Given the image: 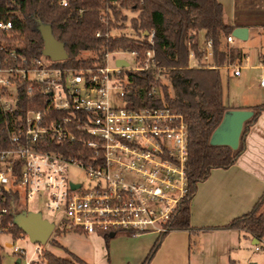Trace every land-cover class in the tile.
I'll use <instances>...</instances> for the list:
<instances>
[{
    "label": "built area",
    "instance_id": "built-area-1",
    "mask_svg": "<svg viewBox=\"0 0 264 264\" xmlns=\"http://www.w3.org/2000/svg\"><path fill=\"white\" fill-rule=\"evenodd\" d=\"M17 0H8L14 12ZM71 0H56L63 8ZM99 12L105 25L112 20V7L124 0H104ZM82 10L78 11L80 15ZM97 31L96 36H101ZM114 37L112 31L104 34ZM153 31L150 32V39ZM232 34L226 37L233 43ZM211 56V42L200 49ZM94 60L80 68L56 67L45 55L28 54L17 37L11 17L0 19V109L5 119L0 136V235H7L6 248L21 263L47 264L44 249L26 250L13 238L9 214H17L20 199L39 196L47 211L58 214L51 233L131 236L167 232V222L186 193L187 134L183 116L169 108L126 107L127 79L123 71L147 70L153 52L147 51L142 64L134 52L85 50ZM84 52V51H82ZM116 52L130 54L135 67L109 66ZM239 76L240 66L233 67ZM264 69V63L262 64ZM264 88V76L259 79ZM156 92V89H152ZM23 94L30 107L16 111ZM116 100L117 104H112ZM70 169L85 172L88 183L68 178ZM50 237V236H49ZM264 248L258 240L255 251Z\"/></svg>",
    "mask_w": 264,
    "mask_h": 264
},
{
    "label": "trees",
    "instance_id": "trees-1",
    "mask_svg": "<svg viewBox=\"0 0 264 264\" xmlns=\"http://www.w3.org/2000/svg\"><path fill=\"white\" fill-rule=\"evenodd\" d=\"M14 12H8V0H0V19L11 17L17 37L23 40L28 54L42 55L43 41L39 24L50 25L52 34L64 44L67 59L53 63L56 67L80 68L90 66L94 60L78 59L85 50H123L134 52L136 62L142 64L147 51H152L153 65L160 70L123 71L127 79L126 107L168 106L180 113L186 124L187 163L186 193L167 222V232L160 234L142 264H149L164 236L173 230H189L190 202L197 184L204 181L212 169H227L245 149V137L250 126L264 112V102L250 107L254 114L244 123L238 149L227 146H212L209 138L220 123L224 112L230 109L224 103L222 69L238 65L244 58L241 49L226 43V37L236 27L224 20L223 7L218 0H124L120 7H112V20L105 25L99 12L106 7L104 0H71L67 8L59 6L56 0H17ZM82 10L79 15L78 11ZM124 10L136 12L129 19L128 28L133 35L122 33L128 20ZM120 30L118 35L106 38L105 33ZM100 31L101 36H96ZM153 36L150 39V32ZM211 42V59L203 61L199 46V33ZM197 61L190 66V55ZM152 89H156L153 92ZM30 105L23 94L16 111L26 110ZM5 119L0 109V128ZM6 139L0 136V148L6 147ZM264 193L246 214L233 219L226 228L245 231L257 240L264 238ZM12 225L8 232L13 238L23 231L14 222V214L7 216ZM117 235V234H115ZM113 235V236H115ZM130 235V234H129ZM105 240L111 236L103 235ZM131 236V235H130ZM0 244V264H2ZM71 259L57 257L44 252L47 264H86L69 253Z\"/></svg>",
    "mask_w": 264,
    "mask_h": 264
},
{
    "label": "crops",
    "instance_id": "crops-1",
    "mask_svg": "<svg viewBox=\"0 0 264 264\" xmlns=\"http://www.w3.org/2000/svg\"><path fill=\"white\" fill-rule=\"evenodd\" d=\"M218 1L223 7L227 24L248 30L245 41L234 39L231 44L225 43L241 49L244 58L240 64L229 65L222 70L225 69L234 76L233 67L240 66L242 69L243 63L250 60L249 53L244 49L245 43L255 39L259 42L257 56L251 67L260 69L261 74L255 85L248 86L250 91L247 96H242L237 104L228 106L230 109H248L264 102V88L259 86V79L264 76V0ZM201 36L205 44L204 32L199 33V38ZM204 44L199 43L200 49ZM193 58L191 54V67L197 65L196 60L191 64ZM210 59L211 56L203 57L207 64ZM240 76L241 72L234 77ZM252 87L257 89L258 95L252 96ZM263 193L264 112L250 126L245 137V149L235 163L227 169H212L209 176L197 184L189 207L192 230L168 232L149 264H243L251 261L249 252H259L254 250L258 240L245 231L226 228V225L236 217L248 213ZM77 237V243L72 239L73 241L63 246L67 257L51 253L66 259L71 258V253L86 264H142L158 235L119 234L108 240L103 235ZM17 261L19 260L16 263Z\"/></svg>",
    "mask_w": 264,
    "mask_h": 264
},
{
    "label": "rangeland",
    "instance_id": "rangeland-1",
    "mask_svg": "<svg viewBox=\"0 0 264 264\" xmlns=\"http://www.w3.org/2000/svg\"><path fill=\"white\" fill-rule=\"evenodd\" d=\"M123 13L126 14L128 20L125 22V25L127 27L125 28V30L122 31V33L126 35H133L132 31L128 28L129 26L128 21L130 18L135 17L137 13L129 10H124ZM112 33L113 35H118L120 33V30H114L112 31ZM199 43L201 45L204 44V40L202 36L199 38ZM258 48H259V42L256 39L249 40L248 42L245 43L244 49L249 53L250 60H247L246 62L243 63L244 67L241 69V76L239 78L232 76V73H230L225 69L222 70L221 75H222L223 97H224V103L227 106H231V105L233 106L237 104L238 101L242 98V96L244 95L247 96L248 94L247 92L250 91L248 86L256 84V80L261 74V70L258 68H252L251 65H253V63L255 62ZM262 48H263L262 50L263 52L264 47ZM91 55L92 54H90L89 52L84 51L81 52L78 55V57L88 58L91 57ZM118 58H123L127 60L131 68L135 67L136 65L135 59L132 55L116 52L109 57V66L114 67L115 59ZM194 60L195 59L193 58L191 64L195 63ZM195 64H197V62ZM251 91H252V96L258 95V91L255 87H252ZM112 104H117V101L113 100ZM68 178L74 181L83 182L85 185L88 183V179L85 172L80 169H70V171L68 172ZM262 208L264 210V204ZM21 211L40 213L44 219H48L51 222L58 220V218L60 217V215L58 214H53L47 211L45 208L44 199L40 198L39 196H34L33 198L27 200L20 199V201L18 202L17 213ZM116 234L117 235L123 234L126 236L129 235L127 232L124 231L117 232ZM79 235L86 236L85 234H80L75 232H67L59 235L55 233H51L50 237L44 244L33 243L28 239L27 235H25L23 239H19L17 241V244L26 250L25 258L27 260L34 259V254H33L34 249L39 246L42 249H44V251H50L52 253H55L56 255L67 257V254L63 246L68 244V242L73 241L72 239H74V242L77 243L75 239L79 240V238L77 237ZM94 235H96L97 237L98 234H90V236H94ZM80 242L82 241L80 240ZM80 242H78L79 245H81ZM8 243H9V237L7 235H0V244L3 247V250L1 251L2 264H17L16 263L17 258L14 255H12L11 252L6 248V244ZM249 253H250L249 260L251 261L249 262L245 261V263L243 264H250V263L264 264V248H261V251H259L258 253L253 252V250H250ZM70 259L72 260V258ZM19 264H25L24 259H22L21 263Z\"/></svg>",
    "mask_w": 264,
    "mask_h": 264
},
{
    "label": "water",
    "instance_id": "water-1",
    "mask_svg": "<svg viewBox=\"0 0 264 264\" xmlns=\"http://www.w3.org/2000/svg\"><path fill=\"white\" fill-rule=\"evenodd\" d=\"M43 49L42 54L49 57L52 61H63L67 59V52L64 44L52 34L50 25L39 24ZM248 30L245 27H236L232 31V36L240 41L247 39ZM116 65L127 67L128 62L117 60ZM251 109H228L224 112L218 126L213 130L209 138V144L212 146H227L233 151L238 149L240 136L244 123L253 116ZM14 222L27 235L28 239L36 244H44L53 230V223L44 219L40 213L21 211L14 215ZM110 236H113L111 234ZM19 263V261H17ZM256 264V263H250Z\"/></svg>",
    "mask_w": 264,
    "mask_h": 264
}]
</instances>
